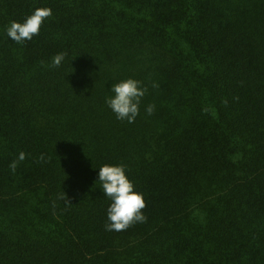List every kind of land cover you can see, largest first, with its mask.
<instances>
[{"label":"trees","instance_id":"obj_1","mask_svg":"<svg viewBox=\"0 0 264 264\" xmlns=\"http://www.w3.org/2000/svg\"><path fill=\"white\" fill-rule=\"evenodd\" d=\"M128 78L133 123L106 103ZM105 164L145 223L106 230ZM0 264H264V0H0Z\"/></svg>","mask_w":264,"mask_h":264},{"label":"clouds","instance_id":"obj_2","mask_svg":"<svg viewBox=\"0 0 264 264\" xmlns=\"http://www.w3.org/2000/svg\"><path fill=\"white\" fill-rule=\"evenodd\" d=\"M52 15L51 8H37L22 23L12 21L7 28V35L18 44L30 41L34 36L39 35L44 21ZM66 55V53L56 54L52 58V66L58 67ZM152 86L159 87L155 83ZM111 91L114 96L106 99L109 108L119 120L133 123L139 115L140 103L147 92V88L142 86L141 81L128 78L114 84ZM154 110L155 105L152 104L147 107L146 112L151 115ZM25 158L26 154L21 152L18 161L14 160L9 165L13 172L18 166V162L23 161ZM40 159H44L43 155H41ZM99 183L105 196L111 200V204L107 209V231H125L136 223H145L147 221V217L143 212L146 208L144 195L134 190L133 182L126 175L125 165H103L99 168ZM61 198L65 199L67 205L72 206L65 193H63Z\"/></svg>","mask_w":264,"mask_h":264}]
</instances>
